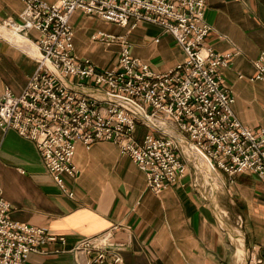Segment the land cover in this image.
I'll list each match as a JSON object with an SVG mask.
<instances>
[{
	"label": "built area",
	"instance_id": "1",
	"mask_svg": "<svg viewBox=\"0 0 264 264\" xmlns=\"http://www.w3.org/2000/svg\"><path fill=\"white\" fill-rule=\"evenodd\" d=\"M207 3L25 0L20 19L4 20L0 35L34 48L32 52L23 46L36 59L37 69L21 94L6 89L0 96V127L34 142L46 169L70 197L74 192L65 179L80 174L74 160L77 145L90 149L100 141L115 144L130 157L155 194L187 175L190 152L231 180L249 171L264 181V127L244 125L233 110L235 99L223 73L232 56L205 42L211 31ZM76 11L130 30L140 24L159 26L175 38L185 57L172 69L156 72L133 56L126 35L97 30L91 35L93 43L107 48L120 45L114 64L101 69L75 51ZM31 31L39 34L34 41L27 37ZM254 65L251 80L264 81V52ZM85 87L100 94L83 92ZM140 124L147 127L142 134ZM9 211L0 184V264H27L30 254L43 253L51 243H59L57 253H82V264H124V244L114 240L121 225L83 237L67 249L64 235L14 221ZM249 264H264V256H252Z\"/></svg>",
	"mask_w": 264,
	"mask_h": 264
},
{
	"label": "crops",
	"instance_id": "2",
	"mask_svg": "<svg viewBox=\"0 0 264 264\" xmlns=\"http://www.w3.org/2000/svg\"><path fill=\"white\" fill-rule=\"evenodd\" d=\"M24 7L25 0H0V24L7 18L19 20ZM206 20L211 26L206 44L232 56L223 73L236 116L255 130L263 128L264 81L251 78L254 62L264 52V0H208ZM72 23L76 53L101 69L112 66L120 45L110 47L107 57L105 46L91 41L97 30L126 35L133 56L156 72L172 69L185 57L175 38L156 25L140 24L128 32L81 11L73 14ZM38 36L27 34L33 41ZM148 42L155 52L143 48ZM154 54L159 56L152 61ZM36 69L32 53L0 35V96L6 89L21 94ZM81 90L100 94L89 87ZM74 160L80 174L65 179L74 192L70 197L46 169L35 143L0 127V184L10 218L64 235L67 249L83 237L121 225L114 240L124 244V264H249L252 256H264V181L256 174L246 171L231 180L205 166L198 177L189 170L178 184L155 194L133 160L111 142L100 141L90 149L78 144ZM237 225L239 243L232 236ZM59 247L45 245L43 253L29 255L27 264L84 262L82 253H57Z\"/></svg>",
	"mask_w": 264,
	"mask_h": 264
},
{
	"label": "rangeland",
	"instance_id": "3",
	"mask_svg": "<svg viewBox=\"0 0 264 264\" xmlns=\"http://www.w3.org/2000/svg\"><path fill=\"white\" fill-rule=\"evenodd\" d=\"M127 29V28H126ZM128 30V32H130L131 30L128 28L127 29ZM122 31V30H121ZM120 31V32H121ZM104 47V46H103ZM105 49H107V50H104V54L107 56V57H109V56H111V54H112V51L110 50V48H107V47H104ZM143 48L145 49V50H149V52L150 53H153V52H155V51H153L154 50V48L152 47V45H151V43H147L146 44V46L145 45H143ZM114 55V57L111 59V63H113L114 64V62H115V59H116V54L114 53L113 54ZM152 56H154V57H150V59L153 61V59L154 58H156L157 56H159V55H156V54H154V55H152ZM156 60V59H155ZM110 64V63H109ZM112 64V65H113ZM139 134H142V133H144L146 130H147V127L144 125V124H140L139 125ZM187 151V150H186ZM189 151V150H188ZM188 154V152L186 153V155ZM190 155H187V157H186V155H185V157H186V159H188L189 160V170H192L193 171V174H194V177L196 176V177H198V172L199 173H201L202 172V170H204V167H205V162H203V158L202 157H200L199 158V156L197 157V154H195V153H189ZM199 160L200 161H202L203 163H201V165H200V170L198 169V162H199ZM206 169H207V167H206ZM207 178V176L205 175V179ZM239 228V226L237 225V228H236V230Z\"/></svg>",
	"mask_w": 264,
	"mask_h": 264
},
{
	"label": "bare ground",
	"instance_id": "4",
	"mask_svg": "<svg viewBox=\"0 0 264 264\" xmlns=\"http://www.w3.org/2000/svg\"><path fill=\"white\" fill-rule=\"evenodd\" d=\"M25 43H26V42H25ZM19 44H20L21 46H24V47L27 48L28 50L31 49L32 52L34 51V48L28 46L27 43L24 45V44L21 43V41H20ZM29 47H30V48H29ZM155 125H157V123H155ZM197 157H198V154H197ZM203 162H204V161H203ZM203 162L200 161V162H198V163L201 165V163H203ZM207 174H208V173H207ZM232 236H233V240L236 241V243H239V242L241 241V239H242V233H241V231L238 230V229H237V230L235 229V231H234V233L232 234Z\"/></svg>",
	"mask_w": 264,
	"mask_h": 264
}]
</instances>
